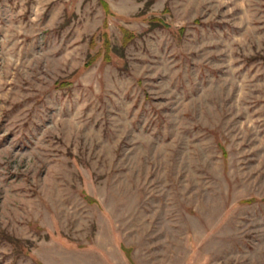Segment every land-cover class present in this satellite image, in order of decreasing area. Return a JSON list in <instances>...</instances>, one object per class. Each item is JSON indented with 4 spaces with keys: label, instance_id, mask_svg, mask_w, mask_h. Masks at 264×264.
<instances>
[{
    "label": "rangeland",
    "instance_id": "rangeland-1",
    "mask_svg": "<svg viewBox=\"0 0 264 264\" xmlns=\"http://www.w3.org/2000/svg\"><path fill=\"white\" fill-rule=\"evenodd\" d=\"M0 0V264H264V0Z\"/></svg>",
    "mask_w": 264,
    "mask_h": 264
},
{
    "label": "trees",
    "instance_id": "trees-1",
    "mask_svg": "<svg viewBox=\"0 0 264 264\" xmlns=\"http://www.w3.org/2000/svg\"><path fill=\"white\" fill-rule=\"evenodd\" d=\"M100 3L102 4V6H103V3L101 2V0H100Z\"/></svg>",
    "mask_w": 264,
    "mask_h": 264
}]
</instances>
